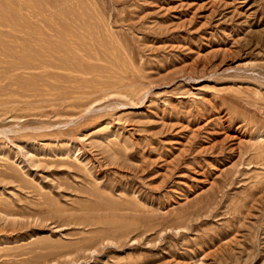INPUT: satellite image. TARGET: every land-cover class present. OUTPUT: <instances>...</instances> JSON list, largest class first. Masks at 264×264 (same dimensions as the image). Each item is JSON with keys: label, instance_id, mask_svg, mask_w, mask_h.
Returning <instances> with one entry per match:
<instances>
[{"label": "rangeland", "instance_id": "obj_1", "mask_svg": "<svg viewBox=\"0 0 264 264\" xmlns=\"http://www.w3.org/2000/svg\"><path fill=\"white\" fill-rule=\"evenodd\" d=\"M0 264H264V0H0Z\"/></svg>", "mask_w": 264, "mask_h": 264}]
</instances>
